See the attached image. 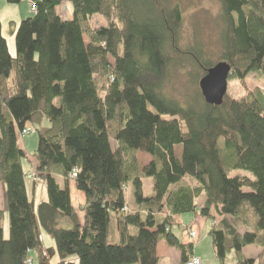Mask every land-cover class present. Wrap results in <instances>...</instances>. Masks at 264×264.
<instances>
[{"label": "trees", "instance_id": "obj_1", "mask_svg": "<svg viewBox=\"0 0 264 264\" xmlns=\"http://www.w3.org/2000/svg\"><path fill=\"white\" fill-rule=\"evenodd\" d=\"M6 1L29 2L35 12L19 25L15 57L0 21V182L10 220L6 238L0 210V264H33V254L38 264H52L55 256L56 264H159L161 242L187 264L194 246L172 228L197 210L212 220L220 264L231 253L235 264H264V90L246 88L242 99L226 95L217 107L201 92L184 103L165 95L168 51L182 25L178 7L162 10L156 0ZM219 1V62L231 66L229 80L246 86L258 74L264 81V0ZM65 2L73 5L71 20L58 14ZM95 16L108 25L91 28ZM198 64L203 76L215 66ZM28 124L39 135L34 175L48 197L37 211L19 143ZM140 150L151 157L146 167L137 160ZM240 171L253 178L230 174ZM144 177L153 178L154 196L144 195ZM70 182L86 197L83 223ZM113 223L118 242L111 243ZM40 227L55 248L45 250ZM252 245L262 260L243 255Z\"/></svg>", "mask_w": 264, "mask_h": 264}, {"label": "rangeland", "instance_id": "obj_2", "mask_svg": "<svg viewBox=\"0 0 264 264\" xmlns=\"http://www.w3.org/2000/svg\"><path fill=\"white\" fill-rule=\"evenodd\" d=\"M150 1V0H145ZM159 8L162 10H172L176 7L181 11L182 25L178 32L176 42L172 48H169V55L172 58V63L168 69L167 79L162 86V91L170 98L177 99L181 102L191 100L200 91L199 83L204 77L198 61H208L213 66L219 63L222 46L221 36L224 29V13L222 4L219 0H156ZM29 2H22L20 4L12 5L6 0H0V21L2 24V35L8 43L11 50V55L16 56V32L22 21L33 16ZM58 14L63 20H71L73 18V5L65 2L57 8ZM108 25L106 19L101 16H95L90 21V26L93 29H99ZM88 42V38H86ZM14 81V74L12 77ZM246 88L253 90L255 88H262L264 90V81L258 74H252L246 79V86L236 79L228 81L227 95L234 99H242L246 95ZM33 131L27 135L20 134L19 143L28 154V160L23 162L27 176V189L30 199L33 200V193H35V211L38 205L42 203L43 197L46 195L45 183L41 179H37L36 167L33 164V155L38 148L39 135L32 126ZM137 160L141 167H146L151 157L144 151H139ZM236 173L244 174L253 178V175L247 172H231V175ZM57 183L64 189L65 181L62 178H57ZM74 184V182H70ZM195 181L186 179L183 184L195 185ZM70 187V186H69ZM71 201L76 210L79 221L84 222L85 211L83 210L86 197L83 192L79 191L76 184L72 187ZM143 192L146 197L154 196L153 178H143ZM44 194V195H43ZM80 194V197L79 195ZM127 206L129 211L135 210V201L133 197L132 187H128L126 193ZM0 210L5 211V237H9V215L7 211L6 202V187L0 182ZM176 225L172 228L173 233L180 239L183 244H193L195 255L200 258L202 264H220L215 256L212 237L210 230L212 228V220L202 217L197 210L195 213L186 214L176 218ZM116 225L113 223L111 227L110 242H118L117 233H115ZM41 234L45 238L43 244L45 250L55 248L54 241L50 236L40 227ZM196 234L195 239L190 237V233ZM174 249V248H173ZM174 251L178 252L176 249ZM162 260L159 264H180V261L174 260L170 255L164 256L161 252ZM243 255L246 258H253L256 261L262 260V250L257 246H248L243 250ZM34 259L33 264H38V257L36 254L32 255ZM76 262L78 260L76 257ZM228 264L236 263V254L231 253L227 256ZM58 257L52 258L51 263L56 264Z\"/></svg>", "mask_w": 264, "mask_h": 264}, {"label": "water", "instance_id": "obj_3", "mask_svg": "<svg viewBox=\"0 0 264 264\" xmlns=\"http://www.w3.org/2000/svg\"><path fill=\"white\" fill-rule=\"evenodd\" d=\"M231 75V66L226 62H219L201 79L199 88L208 105L217 107L224 103Z\"/></svg>", "mask_w": 264, "mask_h": 264}, {"label": "crops", "instance_id": "obj_4", "mask_svg": "<svg viewBox=\"0 0 264 264\" xmlns=\"http://www.w3.org/2000/svg\"><path fill=\"white\" fill-rule=\"evenodd\" d=\"M9 50H10V48H9ZM10 53H11V50H10ZM75 185V183L74 184H72V183H70V189L72 190V187ZM71 193V192H70ZM34 195H33V202H35V194H36V191H35V193H33ZM44 195V194H43ZM46 196L45 197H43V201L42 202H46L47 200H48V197H47V193L45 194ZM79 195V197H80V194H78ZM35 204V203H34ZM4 211V210H3ZM41 239H42V242H43V244H44V242H45V238H44V236L41 234ZM161 252H163V254H164V256H168V255H170V256H172L173 258H174V260H179L180 261V254H179V252H176V251H174V249L173 248H171V247H169L168 245H167V243H165V242H161V243H159V245H158V248H157V255H158V258H159V262L162 260V255H161ZM194 255H195V253H194ZM196 256V255H195ZM197 257V256H196Z\"/></svg>", "mask_w": 264, "mask_h": 264}, {"label": "built area", "instance_id": "obj_5", "mask_svg": "<svg viewBox=\"0 0 264 264\" xmlns=\"http://www.w3.org/2000/svg\"><path fill=\"white\" fill-rule=\"evenodd\" d=\"M31 7H32V8H31V9H32V12L34 13V12H35V8H34V6L31 5ZM32 131H33L32 125H31V124H28V125H27V128L22 132V136H27V135H29ZM34 177H35V175H33V178H34ZM73 177H76V175L74 174ZM190 237H191L192 239H195L196 234H195L194 232H191V233H190ZM28 264H29V261H28ZM187 264H202V262H201L200 258L194 256V257L190 260V262H188Z\"/></svg>", "mask_w": 264, "mask_h": 264}]
</instances>
